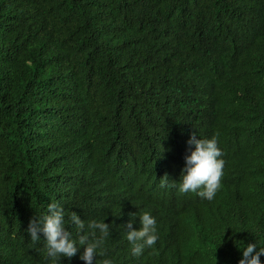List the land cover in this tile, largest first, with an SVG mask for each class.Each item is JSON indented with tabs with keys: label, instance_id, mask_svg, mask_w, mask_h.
<instances>
[{
	"label": "trees",
	"instance_id": "trees-1",
	"mask_svg": "<svg viewBox=\"0 0 264 264\" xmlns=\"http://www.w3.org/2000/svg\"><path fill=\"white\" fill-rule=\"evenodd\" d=\"M194 132L223 152L212 201L171 186ZM52 200L73 238L71 212L110 225L96 264L264 247V0H0V264H53L27 232ZM144 211L158 240L136 257Z\"/></svg>",
	"mask_w": 264,
	"mask_h": 264
},
{
	"label": "clouds",
	"instance_id": "clouds-1",
	"mask_svg": "<svg viewBox=\"0 0 264 264\" xmlns=\"http://www.w3.org/2000/svg\"><path fill=\"white\" fill-rule=\"evenodd\" d=\"M188 145L194 150L187 155L185 167L181 170L179 182H172L180 193H194L193 196L212 201L221 187L225 161L221 158L223 152L218 146L217 137L197 138L194 132ZM161 186L168 183L165 175ZM68 221L77 229V238L65 230V210L59 201L52 200L39 218L29 221L27 232L32 242L40 240L39 233L43 234L47 256L53 264H59L61 257L71 258L80 249L83 251L79 259L84 264H96V257L105 256V241L110 236V225L95 219L88 222L81 221L75 212H71ZM141 227L133 230L131 221L127 224L126 240L131 245V254L139 257L145 248H152L157 240L156 219L147 211L139 215ZM99 233V235H97ZM264 256V247L257 248V244L248 243L238 264H261L260 257ZM99 264H113L111 259L105 258Z\"/></svg>",
	"mask_w": 264,
	"mask_h": 264
}]
</instances>
